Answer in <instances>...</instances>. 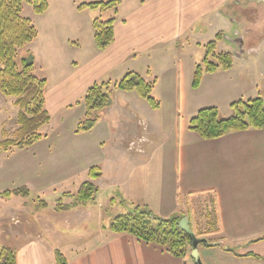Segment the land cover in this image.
I'll return each instance as SVG.
<instances>
[{"label": "crops", "instance_id": "1", "mask_svg": "<svg viewBox=\"0 0 264 264\" xmlns=\"http://www.w3.org/2000/svg\"><path fill=\"white\" fill-rule=\"evenodd\" d=\"M119 1L114 39L101 51L95 45H83L81 28L73 29L80 24L77 19L74 22L63 13L45 16L47 10L35 15L41 27H36V39L21 53L23 56L30 51L33 66L42 62L57 73L50 87L45 78L44 106L48 114L73 110L75 104L77 112L84 116L82 98L86 89L103 78L110 82L113 75L117 78L128 71L140 74L148 82L154 81V99L166 98L172 104L177 97L176 109H183L188 121L200 108L216 107L220 113L235 99L259 95L264 103V33L252 41L253 29L245 30L243 24L241 33L235 32L233 39L237 47L228 50L233 56L232 67L204 73L202 78L210 81L208 98L188 106L182 104L183 80H192L197 61L176 48L179 37L185 28L205 20L212 33L218 30L215 34H220L216 43L219 49L222 31L218 28L239 27L237 22L234 26V20L222 8L239 0ZM31 20L35 26L38 24ZM195 36L203 38L197 33ZM114 92L111 105L102 115L100 112L93 128L78 132L77 136H82L80 144H62L65 162L78 161L94 145H103L108 136L116 134V190L123 199L132 205L169 209L163 216L172 215L177 206L183 216L180 220L185 221L191 219L188 213L192 199L212 205L219 233L211 234L213 239H207L209 235L199 238L215 243L222 236V243H201L203 248L198 246L192 254L193 264L195 256L201 264H264V128L204 140L180 118L173 130L165 129L159 118L153 119L154 124L152 116L161 115L159 106L151 108L135 92ZM115 112L114 119L106 118ZM171 144L175 149L173 155ZM168 146L163 155L158 152ZM83 165L86 173L92 166L85 162ZM101 172V177L94 181L96 185L103 178ZM2 192L0 198L8 201L0 208V248H11L16 264H56V250L64 264H187L185 258L175 257L161 246L140 241L129 233L99 230L98 215L90 205L63 211H55L52 204L27 208L14 204L21 197H4ZM181 203L185 205L178 208ZM89 221H96L98 231L86 226L84 232L72 233L74 227Z\"/></svg>", "mask_w": 264, "mask_h": 264}, {"label": "trees", "instance_id": "2", "mask_svg": "<svg viewBox=\"0 0 264 264\" xmlns=\"http://www.w3.org/2000/svg\"><path fill=\"white\" fill-rule=\"evenodd\" d=\"M29 2L35 15L43 14L47 8L46 0H0V93L12 98V104L17 107L16 128L11 137L3 133L0 140V153L11 149H24L43 138L39 129L48 124L50 116L45 109L46 79L33 74V56L30 51H25L17 61L19 50H23L37 37V29L29 17L22 15V5ZM119 0L106 2L81 3L77 10L84 9H113L117 13ZM114 16L106 20L97 18L92 21L93 42L97 50H104L114 39ZM208 41L205 55L201 63L194 66L192 87H197L204 73H212L218 69L228 70L232 67L233 56L228 51H218L217 40ZM215 59V61H212ZM109 82H95L85 91L82 98L84 118L76 126L75 132H87L93 128L99 118L100 112L112 103L114 90L135 92L145 99L151 108L158 107V102L151 96L154 81H146L140 74L128 71L120 80L112 85ZM231 114L221 117L216 107H204L189 118L188 129L197 133L204 140L219 138L227 133L247 129L264 128V103L261 96L246 100L238 99L229 105ZM102 175L97 165L87 169V179L82 181L74 193L63 192L54 202L55 211H63L71 207H80L88 204L95 192L97 185L93 182ZM4 197L11 195L27 198L29 190L22 186L1 193ZM72 198L71 203L63 202V198ZM112 199V198H111ZM112 202V200H110ZM45 200H39L36 207H46ZM208 228L197 233L196 236H205L219 233L215 226L213 216H207ZM179 218L162 219L155 217L144 206L133 205L131 211L113 216L107 229L113 233H129L138 240L161 246L167 253L184 258L190 244V237L179 225ZM222 236L215 243L207 242L206 245H221ZM226 250L230 251V249ZM56 264H64L65 260L59 251L54 253ZM0 264H16L14 251L9 247L0 248Z\"/></svg>", "mask_w": 264, "mask_h": 264}, {"label": "rangeland", "instance_id": "3", "mask_svg": "<svg viewBox=\"0 0 264 264\" xmlns=\"http://www.w3.org/2000/svg\"><path fill=\"white\" fill-rule=\"evenodd\" d=\"M46 1L48 3V8L45 16L57 17L59 14L63 13L72 17L74 22L77 19L80 24L73 27V29L77 31L79 30L78 28H81V33L83 36L82 42L86 48L89 46L95 48L92 37L93 19L97 18L99 20H106L110 17H115L112 8L106 10L84 9L81 13H77L76 11L77 6L81 3L99 1L106 2L108 0ZM250 2L239 0L235 1V3H232L229 6L222 8V11L225 14H229L232 17L234 20V26L237 22L239 27L236 25V27H233L232 29H226L225 26L218 28L219 31H222L219 49L217 48L218 51H228L229 49L232 50L237 47V44L233 39L236 37L235 32L238 34L241 33L243 24L245 30L249 28L253 29L251 37L252 41L254 37L258 36L260 33H264V0H250ZM117 9L119 10V6ZM193 9L195 11L199 10V8ZM22 15L34 19V21H36L35 24L38 23L36 26L34 25L35 27H41L39 23L40 19L35 17V14L32 10V5L29 2L23 3ZM210 30L211 26L208 25V21H198L195 25L185 28L184 34L179 37L176 48L181 49L184 55L186 53V55L190 56V58L193 57L197 63H201L205 55L204 45L208 41L216 40L215 33H217L218 30L215 33H212ZM195 33H197L199 36L202 35L203 38L197 39ZM247 47L248 46L245 48ZM21 50L18 51L16 58L17 61H19L20 57L22 56ZM212 61H215V59H212ZM169 62L172 63V57H170ZM34 66L33 74L37 77L46 78L50 87L56 79L57 73L55 70H50V67L47 68L42 62H37L34 64ZM122 76L123 75H120L116 78V76L113 75V78L110 80L111 84L116 83L122 78ZM203 78H201L199 85L195 88L192 87V80H183V106H188L193 102L196 103V101L205 96L208 98L207 96L209 95V92L207 87L210 81L207 78ZM102 81L109 82L107 78L100 80V82ZM111 84H109L110 89L113 88ZM176 88L177 85H175V89ZM114 91L112 92V96L115 95ZM116 99L117 95L115 96L114 102H116ZM176 99L177 97L172 100V104H169L166 98L161 99L160 97L155 99L159 106L158 114L161 115L156 117L157 114H154L151 120H156L159 118L160 122L167 130H173L175 123L179 118L182 123H184V125H187L188 120L186 118V112H184L183 109H181V111L176 109ZM236 100L238 99H235V101ZM229 110V107L221 109L219 113L220 116H229ZM104 111L105 110H103L100 115H102ZM16 115L17 107L12 104V98L5 97L0 93V140L3 138V133H5L6 136L11 137L12 132L16 128ZM49 115V123L43 125L39 129V132L44 136L42 140H39L36 143V145L34 143L24 149L13 148L10 151L0 153V190H11L24 186L29 190L30 195L27 198H16V202L14 204L20 203L24 207L33 208L36 206L39 200L43 199L49 205L52 204V206H54L55 200L62 196L63 192L74 193L78 185L87 179V173L85 170H83L85 167V165H83L84 162L89 163L90 165H97L100 167L101 171H103V178L97 181L98 191L95 192L94 196L88 201L87 205L93 207L92 211L95 212V216L98 215L96 221H100L101 224L98 229H106V231H108L107 226L111 222L113 216L131 211L133 208L131 202L123 199L122 193L116 190V134L114 137L108 136L109 138L104 140L105 142L103 145H94V147L89 149L90 151L88 154L83 153L81 159L77 158L78 161L65 162V159L61 156L62 153L64 154L65 150L62 146H67L68 143L75 146L80 144V138L82 136H77L78 132L75 133L72 130L74 128L76 129L77 123L84 118L83 114L81 115L80 112H77L76 105L74 104L73 110L64 109L56 113L50 111ZM115 116L116 112L112 113L106 118H109L111 121L115 118ZM155 120H153L154 124ZM152 132L154 131L152 130ZM171 145V154L173 155L175 153V149H173V144ZM170 146L162 148L158 152L163 155V150L168 149ZM108 150L110 152H107ZM60 164H63L65 167H59ZM6 200V198H0V208L2 205H4ZM110 200H112V202ZM71 201L72 198L70 197L63 198V202L67 204L71 203ZM202 203L204 202H201L198 199H192L190 201V213H188V217L191 219L186 221L190 232L192 235H195L196 238H199V236H196L197 233L208 228V219L206 214L209 213L211 215L213 213L211 204ZM179 205L181 206L178 208H182L185 204L181 203ZM146 208L149 209L155 217L162 219L177 217L180 220L183 217L182 213L177 210V206L172 212V215L166 216L163 215H165L169 209H160L156 207L150 208L148 206ZM185 213L187 212L185 211ZM95 222L89 221L80 227H74L72 233H77L80 231L84 232L86 226L92 230L98 231L95 228L97 226V223ZM207 237V239H213L211 234H209ZM198 246H200L199 248H203L201 247L200 242L197 244V247H192L189 244L184 256L187 264H193L192 254L195 252V250H197Z\"/></svg>", "mask_w": 264, "mask_h": 264}, {"label": "water", "instance_id": "4", "mask_svg": "<svg viewBox=\"0 0 264 264\" xmlns=\"http://www.w3.org/2000/svg\"><path fill=\"white\" fill-rule=\"evenodd\" d=\"M179 225L184 231H186L188 233V235L190 237V246L195 247V246H197V244L199 242L206 244L202 238L199 239V238H196L195 235H192V233L190 232V229L188 228L187 222L184 219L179 221ZM195 262H196V264H201L200 260L197 256H195Z\"/></svg>", "mask_w": 264, "mask_h": 264}]
</instances>
